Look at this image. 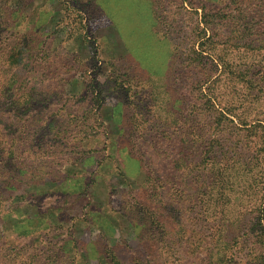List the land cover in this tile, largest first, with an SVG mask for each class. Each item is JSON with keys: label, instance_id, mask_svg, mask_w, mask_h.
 Here are the masks:
<instances>
[{"label": "rangeland", "instance_id": "rangeland-1", "mask_svg": "<svg viewBox=\"0 0 264 264\" xmlns=\"http://www.w3.org/2000/svg\"><path fill=\"white\" fill-rule=\"evenodd\" d=\"M0 264H264V0H0Z\"/></svg>", "mask_w": 264, "mask_h": 264}]
</instances>
